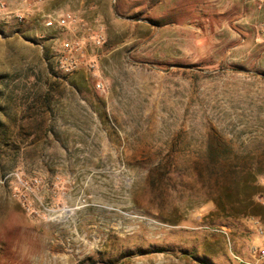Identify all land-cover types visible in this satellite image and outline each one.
I'll return each mask as SVG.
<instances>
[{"label":"rangeland","instance_id":"obj_1","mask_svg":"<svg viewBox=\"0 0 264 264\" xmlns=\"http://www.w3.org/2000/svg\"><path fill=\"white\" fill-rule=\"evenodd\" d=\"M247 183L256 217L207 197ZM92 233L86 255L62 244ZM260 244L264 0H0V264H238Z\"/></svg>","mask_w":264,"mask_h":264},{"label":"trees","instance_id":"obj_2","mask_svg":"<svg viewBox=\"0 0 264 264\" xmlns=\"http://www.w3.org/2000/svg\"><path fill=\"white\" fill-rule=\"evenodd\" d=\"M220 173L219 177L223 175V177H233L238 174V172L234 171L224 173V172H218ZM242 173V172H241ZM200 175V174H199ZM216 174L213 173V177ZM243 178L249 177L248 174H241ZM217 178V177H216ZM216 181V180H215ZM152 187L154 184L152 183ZM231 188L224 187L218 190L217 188H214L212 185L207 187V197H210L211 201L214 202L216 209L222 213L225 217L230 216H240V217H256L258 216L259 212L258 210L261 209L260 204L256 202L255 197L259 193L258 187L253 185L252 183H247L243 187V191L239 192L235 198L233 191L230 190ZM243 195V196H241ZM230 197H233L232 199ZM226 198V199H224Z\"/></svg>","mask_w":264,"mask_h":264},{"label":"built area","instance_id":"obj_3","mask_svg":"<svg viewBox=\"0 0 264 264\" xmlns=\"http://www.w3.org/2000/svg\"><path fill=\"white\" fill-rule=\"evenodd\" d=\"M41 182L39 180H33V184L31 188H36ZM73 209H66L64 210V213H72ZM46 216V215H45ZM131 218H135V216H130ZM58 221L64 220V217L58 216ZM54 218L47 217L46 220H54ZM260 234H261V230ZM78 237V240L69 237L65 240V242L62 244L65 246V248L75 255H86L91 250H93L97 244L99 243V239L95 236L94 233L91 234L92 239L91 241H88L85 238V235H81L80 237L76 234ZM233 259L237 261L238 264H264V245H254L251 246L247 252L243 255H232Z\"/></svg>","mask_w":264,"mask_h":264}]
</instances>
